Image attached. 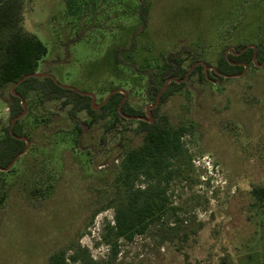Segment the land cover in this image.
<instances>
[{"label": "rangeland", "instance_id": "374dc122", "mask_svg": "<svg viewBox=\"0 0 264 264\" xmlns=\"http://www.w3.org/2000/svg\"><path fill=\"white\" fill-rule=\"evenodd\" d=\"M22 16L24 32L47 48L38 75L95 106L125 94L149 117L147 83L160 81L169 53H182L189 71L193 61L211 71L223 52L264 42V0H76L72 12L66 0H24ZM9 92L0 95V139ZM34 104L26 150L0 174V264H53L61 255L67 264H264V203L252 193L264 188V64L236 77L195 75L161 105L186 129L163 185L167 212L116 249L104 240L126 195L114 179L141 136L133 125L106 135L109 121L79 135L58 103ZM145 185L140 178L135 188Z\"/></svg>", "mask_w": 264, "mask_h": 264}, {"label": "trees", "instance_id": "16d2710c", "mask_svg": "<svg viewBox=\"0 0 264 264\" xmlns=\"http://www.w3.org/2000/svg\"><path fill=\"white\" fill-rule=\"evenodd\" d=\"M75 4L76 0H66L70 12ZM23 6L24 0H0V95L8 88L14 91L9 92L5 99L9 125L2 129L0 169H8L15 158L26 150L24 124L27 117L33 114L36 100L44 105L58 103L65 109L79 135L101 121L110 122L106 135L112 137L128 130L130 125L135 126L133 132L141 136L142 142L139 147L127 150L120 161L114 181L117 188H126V195L114 205V225L106 227L104 236L105 242L116 249L118 240L133 241L167 212L168 200L163 185L173 174L170 171L171 162L184 153L182 139L186 129L171 124L168 117L161 114V105L181 91L195 75L201 81L207 77L211 80L236 77L242 75L246 67H254V62L264 64V42L253 48L241 46L237 49L238 55L227 56L223 52L211 71H206L204 64L198 61L191 63L193 70L189 71L182 53H169L160 81L150 77L147 83L146 95L155 106L150 111L151 117L144 109H136L129 98L119 92L113 93L95 110L89 95L74 88H64L49 76H33L37 74L47 48L37 37L24 32ZM141 10L144 11L143 17L148 7L143 5ZM26 76L29 77L22 80ZM82 114L87 115L88 121L81 120ZM150 118L152 122H146ZM102 143L106 144V136ZM0 174L3 172L0 171ZM140 178L146 183L142 190L135 188ZM252 193L264 203L263 187L254 188ZM4 202L5 194L0 192V207ZM72 260H77V256H73ZM53 264H67L64 255L54 257Z\"/></svg>", "mask_w": 264, "mask_h": 264}, {"label": "water", "instance_id": "95a60500", "mask_svg": "<svg viewBox=\"0 0 264 264\" xmlns=\"http://www.w3.org/2000/svg\"><path fill=\"white\" fill-rule=\"evenodd\" d=\"M29 76H30V75H29ZM29 76L24 77L22 80L27 79ZM33 76H35V77H41V75H38V74H34ZM46 77H48V76H46ZM51 78L57 83V81H56L53 77H51ZM58 84H59V83H58ZM59 85H60V84H59ZM61 86H62V85H61ZM62 87H64V86H62ZM64 88H71V87H64ZM113 93H115V92H113ZM113 93H111V94L108 96V98H109ZM90 97H92V96H90ZM108 98H107V99H108ZM107 99H106V100H107ZM106 100H105V101H106ZM92 104H93V109H95V110H97V109L100 107V105H99V106H95L93 102H92ZM24 109H25V106H24ZM21 117H22V115L19 116V117H17V119H19V118H21ZM24 152H25V151H24ZM24 152H23V153H24ZM23 153H22V154H23ZM22 154H20V155H22ZM20 155H19V156H20ZM19 156H17V157L15 158V160L10 164V166L16 161V159H17ZM10 166H9V167H10ZM9 167H8V168H9ZM6 170H7V169H6ZM0 171H5V170H1V169H0Z\"/></svg>", "mask_w": 264, "mask_h": 264}, {"label": "built area", "instance_id": "2783aa9c", "mask_svg": "<svg viewBox=\"0 0 264 264\" xmlns=\"http://www.w3.org/2000/svg\"><path fill=\"white\" fill-rule=\"evenodd\" d=\"M13 93H14V91H13Z\"/></svg>", "mask_w": 264, "mask_h": 264}]
</instances>
